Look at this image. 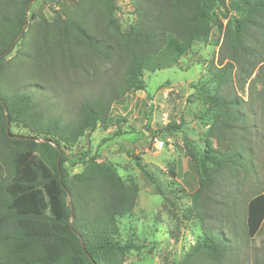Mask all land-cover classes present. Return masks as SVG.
<instances>
[{
  "label": "trees",
  "instance_id": "1",
  "mask_svg": "<svg viewBox=\"0 0 264 264\" xmlns=\"http://www.w3.org/2000/svg\"><path fill=\"white\" fill-rule=\"evenodd\" d=\"M32 1L0 0V264H125L129 254L142 249L132 239L125 244L118 239V218L134 211L139 188L127 184L114 164L100 161L105 145L120 143L131 132L119 129L103 139L93 156L86 151L70 159L66 150L100 125H108L115 103L146 90L145 72L173 68L194 43L205 42L214 21V3L225 8L226 17L231 11L237 16L230 17L226 27L230 50L220 62H227L211 79L213 90L203 85L199 93L198 98L208 106L203 117L209 127L204 146L199 149L186 138L199 177L190 211L203 223V230L182 264H225L230 253L227 241L219 230L207 227V222L215 215L220 185L244 165L235 130L238 123H247V117L240 111L239 100L223 94L222 89L232 88L239 52L246 61L251 31L264 33V0H229V5L227 0H129L137 18L126 31L114 17L122 10L118 0H77L72 6L62 4L53 21L32 13L22 34ZM20 35L18 54L31 38L28 57H32L31 47L43 58L41 66L32 58L39 73L97 72L99 60L115 67V78L82 100L75 118L65 120L66 112L51 105L54 100L50 105L48 99L39 100L37 94L42 91L38 87L32 86L38 91L30 92L7 83L16 60L8 58L14 49L7 52ZM8 118L10 134L26 139L10 137ZM185 125V120L170 122L163 134L186 133ZM15 127L23 132L15 133ZM246 128L245 124L239 137L247 133ZM145 129L150 131L148 124ZM159 132L153 134L160 136ZM140 133L138 142L153 137ZM226 135L233 138L226 139ZM134 159L142 174L156 184L138 158ZM79 166L82 171L71 174ZM263 219L264 193L246 204L248 232L254 234Z\"/></svg>",
  "mask_w": 264,
  "mask_h": 264
},
{
  "label": "rangeland",
  "instance_id": "2",
  "mask_svg": "<svg viewBox=\"0 0 264 264\" xmlns=\"http://www.w3.org/2000/svg\"><path fill=\"white\" fill-rule=\"evenodd\" d=\"M72 1L77 0H38L30 8L26 28L32 13L53 21L61 5L72 6ZM229 2L227 0L228 5ZM118 4L122 10L116 11L114 17L122 31H126L136 22L134 6L129 0H118ZM213 14L214 21L205 42L194 43L173 68L145 72L146 90L132 92L115 103L108 125H100L92 135L81 138L72 150H66L70 159L86 151L93 156L103 139L119 129L131 132L124 141L108 148L105 145L100 159L114 164L127 184L139 188L134 211L118 218L119 241L125 244L132 239L142 246L140 251L127 256L125 264H182L202 235L203 223L190 211L192 195L199 188V177L186 138L199 149L204 146L203 136L209 127L205 126L203 117L208 106L198 98L199 93L203 85L213 90L211 79L227 62H220L230 50L231 39L226 37V27L229 18L237 16L231 11L226 17L225 8L217 3H214ZM251 35L246 61L242 59V52H239L242 57H236L232 88L222 89L223 94L239 100L240 111L247 117V123H238L235 130L244 165L230 173L220 185L215 195L218 200L215 215L207 222V227L219 230L227 241L230 253L225 264H261L264 257V219L254 234L248 232L245 221L247 202L264 193V33L253 30ZM30 39L21 55L18 45L8 57H16V60L8 71L7 83L24 86L30 92L38 91L32 86L38 87L42 91L37 94L39 100L48 99L49 105L54 100L51 105L57 104L60 112H66L65 120L75 118L79 103L98 91L105 81L115 78V67L101 64L99 60L95 64L97 72L80 74L70 69L57 70V74L39 73L32 58L37 59L40 66L43 58L31 47L32 57H28L26 48ZM181 120L186 122V133L163 134V128L170 122L180 123ZM147 124L150 131L145 129ZM245 124L247 133L240 136L244 137L242 139L239 132ZM157 130L160 136L153 134ZM13 131L23 132L16 127ZM141 131L148 137L153 136L152 139L143 138L138 142ZM231 138L226 135V139ZM154 139L158 141L153 146ZM212 144L217 145L215 140ZM134 158L156 179V184L142 174ZM82 169L75 167L71 174Z\"/></svg>",
  "mask_w": 264,
  "mask_h": 264
},
{
  "label": "water",
  "instance_id": "3",
  "mask_svg": "<svg viewBox=\"0 0 264 264\" xmlns=\"http://www.w3.org/2000/svg\"><path fill=\"white\" fill-rule=\"evenodd\" d=\"M37 1H38V0H33L32 2L29 3V5H28V7H27L26 23H28V14H29L30 8H31V6L33 5V3L37 2ZM25 29H26V26L23 28L22 34L24 33ZM22 34H21V35H22ZM21 35L18 36V37L15 39L14 43L12 44L10 50H9L7 53H9L10 51H12V50L16 47V45H17V43H18V41H19ZM2 56H3V55H1L0 57H2ZM7 133L10 135L11 138H15V139H26L25 137H20V136H17V135H11V134H10V121H9V118H8V121H7ZM57 148H58V150H59V152H60V156H61V155H62V150H61L58 146H57ZM58 165H59V161H58ZM71 207H72V203H71ZM82 247L84 248V242H83V241H82ZM88 256H89V258L92 260V257H91L90 255H88Z\"/></svg>",
  "mask_w": 264,
  "mask_h": 264
},
{
  "label": "built area",
  "instance_id": "4",
  "mask_svg": "<svg viewBox=\"0 0 264 264\" xmlns=\"http://www.w3.org/2000/svg\"><path fill=\"white\" fill-rule=\"evenodd\" d=\"M158 140L154 139L153 142H152V145H156L155 142L157 143Z\"/></svg>",
  "mask_w": 264,
  "mask_h": 264
}]
</instances>
